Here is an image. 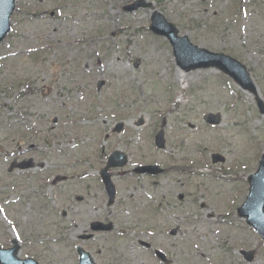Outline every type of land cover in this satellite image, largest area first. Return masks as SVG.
Returning a JSON list of instances; mask_svg holds the SVG:
<instances>
[{
    "label": "rangeland",
    "instance_id": "rangeland-1",
    "mask_svg": "<svg viewBox=\"0 0 264 264\" xmlns=\"http://www.w3.org/2000/svg\"><path fill=\"white\" fill-rule=\"evenodd\" d=\"M132 1L15 2L0 45V246L16 238L18 256L39 264H75L78 244L97 264H264V242L235 214L264 154L256 105L264 106V0H145L150 7L121 9ZM154 11L193 44L245 65L254 91L215 69L182 71L178 81L171 47L148 30ZM206 113H218L219 124L207 125ZM160 125L162 151L153 146ZM115 149L130 165L187 171L114 174L108 206L98 168ZM212 153L224 161L211 163ZM27 159L44 165L8 171ZM94 219L114 229L82 245L78 234ZM241 249L254 251L251 262Z\"/></svg>",
    "mask_w": 264,
    "mask_h": 264
},
{
    "label": "water",
    "instance_id": "water-1",
    "mask_svg": "<svg viewBox=\"0 0 264 264\" xmlns=\"http://www.w3.org/2000/svg\"><path fill=\"white\" fill-rule=\"evenodd\" d=\"M14 1L15 0H0V42L9 30V16L14 9ZM150 5V3H147L144 0H136L134 3L124 6L123 10L133 11L139 7H149ZM149 29L154 34L162 35L167 38L168 42L172 46L176 64L181 69L189 71L197 68L216 67L233 78L241 88L253 91V86L244 66L229 56L212 53L205 49L193 46L188 41L186 36L178 37L174 26L168 23L158 12H154L152 14ZM258 107L262 111L261 104L259 102ZM204 119L208 123H218L219 116L207 114ZM155 145L158 148L163 147L161 133H158L155 136ZM217 160H221V158L213 155L212 161L215 162ZM124 163L125 156L118 152H114L109 156L107 166L101 171V176L103 178L110 203L113 197V187L109 181V176L107 175L106 170L110 166H121ZM17 166L29 167L31 166V163H19ZM135 171L138 173L148 172L151 174L160 172L159 169H155L153 166L139 167ZM248 183V195L245 203L238 209V213L241 216H245L247 223L252 225L264 239V156H262L256 172L248 177ZM94 229L108 230L110 229V225L108 224L103 227L97 226ZM11 243L13 245L11 248H0V264H36L31 259L20 260L17 258L16 254L18 252V245L14 240H12ZM241 253L247 261L252 260V252ZM79 254V264H91L87 255H84L82 252H79Z\"/></svg>",
    "mask_w": 264,
    "mask_h": 264
},
{
    "label": "bare ground",
    "instance_id": "bare-ground-1",
    "mask_svg": "<svg viewBox=\"0 0 264 264\" xmlns=\"http://www.w3.org/2000/svg\"><path fill=\"white\" fill-rule=\"evenodd\" d=\"M182 73H183L182 71H180V70H176L175 74H176L177 80L180 79L181 76L184 75V73H183V74H182ZM178 81H180V80H178Z\"/></svg>",
    "mask_w": 264,
    "mask_h": 264
}]
</instances>
